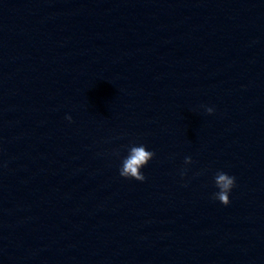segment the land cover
Wrapping results in <instances>:
<instances>
[{"label": "water", "instance_id": "1", "mask_svg": "<svg viewBox=\"0 0 264 264\" xmlns=\"http://www.w3.org/2000/svg\"><path fill=\"white\" fill-rule=\"evenodd\" d=\"M0 264H264V76L0 147Z\"/></svg>", "mask_w": 264, "mask_h": 264}, {"label": "clouds", "instance_id": "2", "mask_svg": "<svg viewBox=\"0 0 264 264\" xmlns=\"http://www.w3.org/2000/svg\"><path fill=\"white\" fill-rule=\"evenodd\" d=\"M206 111L209 115H211L214 111L213 108L208 107ZM66 119L71 121V116H67ZM155 153L153 151L147 150L145 145H133L128 150V155L124 157L122 160V165L119 170V174L121 177L126 179H134L136 181L143 182L146 177L141 172V169L145 167L150 160L153 159ZM192 158L185 157L184 163L191 164ZM185 171L181 172V176L185 175ZM236 178L234 176H230L229 174L218 171L214 177V183L216 187L219 189L217 192L213 193V199L218 200L221 204L227 206L230 204L229 193L235 187Z\"/></svg>", "mask_w": 264, "mask_h": 264}]
</instances>
